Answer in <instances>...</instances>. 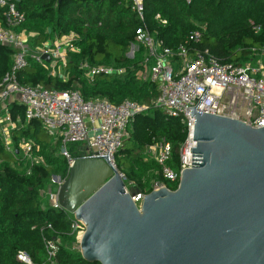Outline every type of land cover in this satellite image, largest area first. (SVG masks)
<instances>
[{"label":"trees","instance_id":"trees-1","mask_svg":"<svg viewBox=\"0 0 264 264\" xmlns=\"http://www.w3.org/2000/svg\"><path fill=\"white\" fill-rule=\"evenodd\" d=\"M16 7L24 15V22L16 31L34 34L28 44L32 51L49 39L69 34L74 35L71 46L76 49L66 52L65 77L52 75L48 69L30 61L18 74V82L60 92L77 91L85 101L103 99L113 105L131 101L145 106L147 111L135 117L117 152L116 170L126 179L134 180L137 192L150 193L152 174L148 172L158 166L143 163L142 156L146 148L164 141L171 150L168 166L177 171L179 150L186 138L185 126L177 119H165L163 112L152 105L158 96L157 85L136 77L142 69L143 49L139 48L131 60L123 55L124 49L135 43L143 26L131 11L130 1L17 0ZM143 8L144 26L156 32L166 48L182 45L196 25H204L205 31L198 43L190 45L191 51L208 50L219 64H244L252 58L253 49L264 46V30L254 34L248 23L263 24L264 0H190L189 3L143 0ZM3 13L0 8V22H3ZM156 15L159 19H155ZM12 54L13 50L0 45V80L11 66ZM81 65L124 72L89 78V71ZM9 111L13 120L21 119V124L11 132L15 142L18 136L32 139L42 149L52 148V154L59 150L58 143L38 137L44 131L37 121L25 123L23 108L12 104ZM75 149L70 147V153ZM50 156L45 157L46 165H35L26 173L17 167L16 155L7 152L0 143V264H20L16 258L18 252L26 253L33 264H46L43 237L60 241L55 264H89L74 249L75 239L67 213L52 209L48 201L45 191L51 186L50 178L59 175L65 180L67 177L64 159L60 155ZM161 182L165 183L162 178ZM165 185L176 189V184Z\"/></svg>","mask_w":264,"mask_h":264},{"label":"built area","instance_id":"built-area-1","mask_svg":"<svg viewBox=\"0 0 264 264\" xmlns=\"http://www.w3.org/2000/svg\"><path fill=\"white\" fill-rule=\"evenodd\" d=\"M126 1H130L131 11L143 25L135 41L137 49L144 51L142 69L136 73V77L157 85L158 96L153 107L160 109L167 118L179 120L186 129V138L179 150L177 171L168 166L171 150L167 143L160 141L147 149L160 167L163 181L176 184L177 187L180 173L191 164L193 117L189 118L187 109L195 108L207 88L196 112L238 120L254 129L264 127V46L259 50L253 49L252 58L244 64H219L208 50L191 51L190 45L198 43L205 31L204 25H196L182 45L176 49L166 48L156 32H150L144 26L143 0ZM16 2L0 0V8L4 10V19L0 24V45L13 50L11 66L0 80V143L7 152L16 155L17 167L26 173H30L33 166L39 165L33 163L35 145L30 139L20 138L15 142L11 138L12 130L21 124V119L17 117L13 120L9 111V107L15 104L23 108L25 123L37 121L44 133L54 143H58L59 154L67 165V174L76 158L103 159L87 158L91 155L97 157L108 154L109 164L116 169V155L127 137L128 128L135 117L147 111L146 107L131 101H123L119 105L103 99L85 101L77 91L60 92L20 84L18 74L29 66L30 61L48 69L50 74L58 75L59 69L65 67L66 52L75 49L71 46L72 39L65 44H42L32 51L27 43L29 36L25 31H16L24 22V15L17 10ZM185 2L189 3L190 0ZM155 19H159V15ZM248 23L254 34L264 30V17L263 24H255L253 21ZM43 57H48L49 61L45 62ZM83 67L86 65H81ZM123 72L97 67L91 68L88 75L91 78L99 74ZM70 147L78 148L77 157L72 156ZM55 179L56 188L47 191L46 195L52 209L62 210L56 197L64 180ZM165 183L151 184V191L160 188L171 190ZM133 194L132 202L139 209L145 194ZM67 215L70 232L75 239V249L79 251L78 244L84 226L73 218V214ZM47 228L50 229V226ZM42 243L46 264H55L59 239L43 237ZM16 258L20 264H33L24 252H18Z\"/></svg>","mask_w":264,"mask_h":264},{"label":"water","instance_id":"water-1","mask_svg":"<svg viewBox=\"0 0 264 264\" xmlns=\"http://www.w3.org/2000/svg\"><path fill=\"white\" fill-rule=\"evenodd\" d=\"M197 105L187 109L190 167L175 190L145 194L139 209L107 151L74 160L56 199L84 226L78 248L86 263L264 264V127Z\"/></svg>","mask_w":264,"mask_h":264},{"label":"rangeland","instance_id":"rangeland-1","mask_svg":"<svg viewBox=\"0 0 264 264\" xmlns=\"http://www.w3.org/2000/svg\"><path fill=\"white\" fill-rule=\"evenodd\" d=\"M72 39H74V35L72 36L71 34L65 35V36H62V37L59 38L60 42H65V43L69 42ZM48 42L51 43V40L49 39ZM73 49H75V48H73ZM73 52H75V51H73ZM137 52H138L137 45H136V43H134V44H131L128 48L124 49L123 55H124V57L126 59L131 60L132 59V54L135 55ZM110 67H112V66H110ZM95 68H97V67H95ZM98 68H107V67L98 66ZM83 69L85 71H89L91 68L88 65H86V67L85 68L83 67ZM63 74H64V68L62 70V67H61L59 69L58 76L59 77H63ZM88 77H89V75H88ZM162 115L165 116L164 113H162ZM165 117H166L165 119H167V116H165ZM130 129H132V128L130 127ZM44 135L43 134L42 135L40 134L38 137L39 138L44 137L47 140H51L52 141V144H54L53 140L49 136H47L45 133H44ZM17 138L20 139V137H18V136L16 137V139ZM30 140L35 145V148H34V151H33V163H38L39 165H46V160H45L46 158L45 157H47L48 155H51L50 157L51 158H54V157L60 155L59 154V150H56L55 151V154H52V148L48 147V148L42 149V147L40 145H38L37 143H35L32 139H30ZM52 144H51V147L53 146ZM71 152H72V154H79L78 148H76L75 150H72ZM147 153L148 152H147V148H146V151H144V155L142 156L143 163H151L152 162V163H155L156 164L153 156L151 154H149V153H148L149 154L148 155ZM148 174H150V175L152 174V179L149 181V184L150 185L153 184V183H159V182L161 183V178L162 177H161V169H160L159 166L156 167L155 169L151 170L150 172H148ZM53 177L60 179V181H63V179L59 175L58 176H53ZM53 177L50 178V184H51V186L48 187L47 191H53L56 188V185H57L56 179H53ZM123 181H124V185H125V190H126V192L128 194L131 195V194L137 192V189L134 187V185H135L134 180L126 179V177H124V175H123ZM145 182H146V180L143 179L142 180V183H145ZM47 191H45V192L47 193ZM44 198H46V197L44 196ZM42 200H44V199H42ZM75 246L76 245L74 244V249H75Z\"/></svg>","mask_w":264,"mask_h":264},{"label":"crops","instance_id":"crops-1","mask_svg":"<svg viewBox=\"0 0 264 264\" xmlns=\"http://www.w3.org/2000/svg\"><path fill=\"white\" fill-rule=\"evenodd\" d=\"M0 24H1V22H0ZM21 31H25V30H21ZM48 32V31H47ZM25 33L27 34V37H28V39H27V43L29 44V42H30V38H32L33 36H34V34L33 33H31V32H26L25 31ZM42 44H46V45H50V46H53V45H59V44H65V42H60V40L59 39H54V40H52L51 41V43H49L48 42V40L47 41H45L44 43H42ZM41 44V45H42ZM40 45V46H41ZM40 46H38V47H40ZM37 48V46L34 48V50ZM76 51V50H75ZM64 76H65V73L63 74ZM12 165V167L14 168L15 166L13 165V164H11Z\"/></svg>","mask_w":264,"mask_h":264}]
</instances>
